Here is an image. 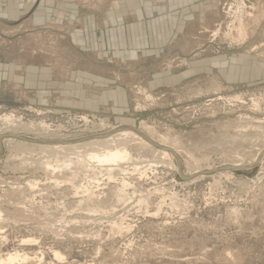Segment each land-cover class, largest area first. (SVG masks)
<instances>
[{"label": "rangeland", "instance_id": "1", "mask_svg": "<svg viewBox=\"0 0 264 264\" xmlns=\"http://www.w3.org/2000/svg\"><path fill=\"white\" fill-rule=\"evenodd\" d=\"M59 24L0 21V257L264 264V0H220L131 68ZM122 130L145 143L109 141L129 148L121 168L90 159Z\"/></svg>", "mask_w": 264, "mask_h": 264}, {"label": "crops", "instance_id": "2", "mask_svg": "<svg viewBox=\"0 0 264 264\" xmlns=\"http://www.w3.org/2000/svg\"><path fill=\"white\" fill-rule=\"evenodd\" d=\"M219 1L0 0V21H26L33 26L59 21L57 27L66 28L76 46L93 54L97 61L117 62L121 67L127 64L131 68L132 63L159 60L174 43L178 44L179 38H192L191 25L212 14ZM5 68L19 67L6 65ZM26 68L34 70V66ZM80 73L85 78L88 75L98 78L94 73ZM119 93L124 99L123 93ZM112 95L113 91L102 94L106 99Z\"/></svg>", "mask_w": 264, "mask_h": 264}, {"label": "bare ground", "instance_id": "3", "mask_svg": "<svg viewBox=\"0 0 264 264\" xmlns=\"http://www.w3.org/2000/svg\"><path fill=\"white\" fill-rule=\"evenodd\" d=\"M245 29H246V27H245L244 23L240 22L237 26V31L241 35H243L245 33ZM10 118H11V116H5L6 120H10ZM111 135L112 136H110L104 140L107 143V146H105L103 148V151L88 154V155H90V159H94V160L98 161L99 163H104V164H108V165H117V166H119V168H121L120 164L130 158V152L128 150L129 148H127L126 145L121 146L120 144H115V146H112L111 144H109V141L110 142L111 141L116 142L115 138H118L116 136H120L122 138L123 137L128 138L130 136H134L135 139H138L137 143H139V144L145 143V140H143V138H141L139 136H136V133H134L132 130H122L115 135H113V134H111ZM93 140H95V139H93ZM163 140L168 141L169 137L165 136V137H163ZM65 146H67V145H65ZM58 147H61V146H57L56 148H58ZM163 154L165 156L168 155V153L166 151H163ZM29 182H32V181H29ZM87 192H88V190H87ZM84 195H86V194H84ZM31 241H32L31 239H27V238L23 239V243L26 245H28V243ZM54 254H55L56 259H62V254L59 251L56 250L54 252ZM20 258L29 259V255H28V253H20L19 251H16L15 253H9L6 257H0V264H15Z\"/></svg>", "mask_w": 264, "mask_h": 264}]
</instances>
